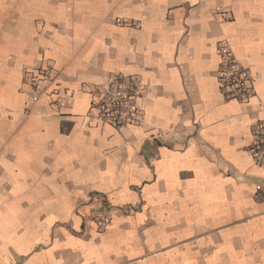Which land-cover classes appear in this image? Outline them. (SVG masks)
<instances>
[{
	"label": "crops",
	"instance_id": "obj_1",
	"mask_svg": "<svg viewBox=\"0 0 264 264\" xmlns=\"http://www.w3.org/2000/svg\"><path fill=\"white\" fill-rule=\"evenodd\" d=\"M222 39L248 101L221 91ZM132 77L139 122L97 117ZM257 120L264 0H0V264H264Z\"/></svg>",
	"mask_w": 264,
	"mask_h": 264
},
{
	"label": "built area",
	"instance_id": "obj_2",
	"mask_svg": "<svg viewBox=\"0 0 264 264\" xmlns=\"http://www.w3.org/2000/svg\"><path fill=\"white\" fill-rule=\"evenodd\" d=\"M217 51L221 57L219 70V85L226 99H234L245 102L256 95L253 74L251 70L242 64L234 55L231 46L226 39L217 44ZM54 68L47 66L30 76L33 85L43 81L52 84L58 80V76L52 75ZM143 84L138 78L132 77L129 82L112 80L103 89L94 92L91 103L92 112L96 113L104 121L116 127L139 122L141 106L139 99L143 94ZM46 90V89H45ZM58 89L53 88L52 93ZM39 95H34L37 100ZM253 138L248 146L252 159L257 165H264V122L257 120L252 129ZM103 222L106 223L104 220Z\"/></svg>",
	"mask_w": 264,
	"mask_h": 264
}]
</instances>
